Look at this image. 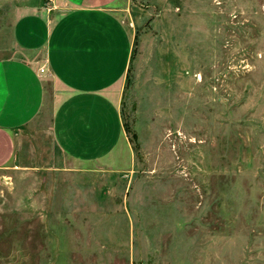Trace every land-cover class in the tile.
<instances>
[{
    "label": "rangeland",
    "instance_id": "obj_1",
    "mask_svg": "<svg viewBox=\"0 0 264 264\" xmlns=\"http://www.w3.org/2000/svg\"><path fill=\"white\" fill-rule=\"evenodd\" d=\"M117 8L132 163L72 159L45 109L0 168V264H264V0Z\"/></svg>",
    "mask_w": 264,
    "mask_h": 264
},
{
    "label": "crops",
    "instance_id": "obj_2",
    "mask_svg": "<svg viewBox=\"0 0 264 264\" xmlns=\"http://www.w3.org/2000/svg\"><path fill=\"white\" fill-rule=\"evenodd\" d=\"M123 1L52 0L56 11L50 1L15 7L0 33V168L45 109L63 153L130 167L120 102L135 32L118 12Z\"/></svg>",
    "mask_w": 264,
    "mask_h": 264
},
{
    "label": "built area",
    "instance_id": "obj_3",
    "mask_svg": "<svg viewBox=\"0 0 264 264\" xmlns=\"http://www.w3.org/2000/svg\"><path fill=\"white\" fill-rule=\"evenodd\" d=\"M41 70H44V68H43V67H41Z\"/></svg>",
    "mask_w": 264,
    "mask_h": 264
}]
</instances>
